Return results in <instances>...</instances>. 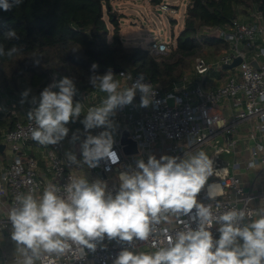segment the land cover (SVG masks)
<instances>
[{"label": "clouds", "instance_id": "clouds-1", "mask_svg": "<svg viewBox=\"0 0 264 264\" xmlns=\"http://www.w3.org/2000/svg\"><path fill=\"white\" fill-rule=\"evenodd\" d=\"M22 3L23 0H0V9L7 12ZM4 36L19 39L14 29ZM21 51L17 45L6 49L0 44V57L12 58ZM98 67L92 64L89 83L106 98L101 105L89 107L81 123L85 132L97 128L104 131L87 135L81 144L82 161L73 153H66L67 160L76 166L87 164L94 168L105 158L116 163L112 134L116 110L131 105L137 91L141 94L140 107L147 108L154 97V89L144 82L143 74L130 87H122L111 69L99 75ZM57 88L59 91H53ZM77 92L74 80L63 77L45 87L39 98L32 96L28 100L30 88L21 93V104L36 105L27 116L35 124L31 138L39 145H56L68 136L66 125L84 111L83 103H74ZM77 139L74 133L72 142ZM214 173L213 159L199 151L188 158L164 155L157 159L149 155L147 162L137 160L135 169L120 173L115 195L107 192V184L99 179L90 183L86 177H73L64 195L49 184L38 198L31 192L17 196V205L8 217L11 238L24 258L22 264H35L42 254H63L70 248L69 242L80 246L81 251L94 252L105 237L129 244L134 239L146 241L170 215H183L190 216L197 227L174 236L165 230V246L154 252L124 249L113 264H264V210L256 211L258 218L251 219L253 213L242 209L216 214L211 203L198 201ZM222 193L220 185L208 184L209 200ZM213 225H219L218 239L210 231Z\"/></svg>", "mask_w": 264, "mask_h": 264}, {"label": "built area", "instance_id": "built-area-1", "mask_svg": "<svg viewBox=\"0 0 264 264\" xmlns=\"http://www.w3.org/2000/svg\"><path fill=\"white\" fill-rule=\"evenodd\" d=\"M158 8L176 13V9L165 2ZM207 31L225 44L220 54L210 58L196 56L191 71L183 73L180 80L169 81L167 86L154 84L145 78L144 82L154 89L152 103L147 108L140 107L141 94L137 91L131 105L117 109L129 137L137 143V153L125 154L119 143V135L113 144V151L118 157L116 163L105 158L94 168H89L87 164L83 166L92 177L107 184V192L115 195L119 191L120 173L135 169L139 159L147 162L149 155L157 159L164 155L188 158L204 151L213 159L215 169L208 184L220 185L223 193L215 200H209L206 184L197 197L198 201L206 205L211 203L216 214L242 209L246 213H253L252 219L256 211L264 210V176L260 178L264 173V14L257 8L249 9L245 18H233L224 26L208 27ZM170 45L153 40L148 49L157 58L166 55ZM236 57L241 59L238 65L224 67ZM221 69L230 73L224 81H220L216 73ZM114 75L121 81L122 87H130L139 76L126 68L117 70ZM54 81H57L55 75L51 84ZM47 86L36 89L35 97L39 98ZM168 98L173 99L171 106L167 104ZM35 106L29 103L27 112ZM27 112L24 117L15 118L12 126L2 134L8 161L6 164L0 163V232L12 228L8 217L17 205V196L31 192L38 198L49 184H54L64 195L66 185L76 177L73 164L60 152L62 141L56 145H40L43 147L40 159L33 155L23 158V149L28 144L37 143L31 138L35 124L28 119ZM101 131L104 129H97L95 135ZM228 153L234 155L231 168L221 158ZM244 154L245 159L239 163L237 160ZM80 158L82 161V150ZM40 160L44 162L43 172L40 171ZM242 163L247 169H253V164L259 166L255 177L249 182L238 174L237 169ZM110 174H116V180L107 178ZM245 185L262 186L252 190ZM196 227L190 216L170 215L167 221L156 226V232L146 241L134 239L129 244L105 237L94 252L88 249L81 251L80 246L69 242L70 248L63 254H42L35 264H111L124 249L156 251L165 246V230L168 235L174 236L176 232ZM218 228L219 225H213L210 229L214 239L219 238ZM23 259L13 257L4 264H22Z\"/></svg>", "mask_w": 264, "mask_h": 264}, {"label": "trees", "instance_id": "trees-1", "mask_svg": "<svg viewBox=\"0 0 264 264\" xmlns=\"http://www.w3.org/2000/svg\"><path fill=\"white\" fill-rule=\"evenodd\" d=\"M149 2L158 7L165 0ZM254 8L264 14V0H189L183 28L169 52L155 58L149 49L123 43L122 15L111 9L109 0H23L10 11L0 9V44L22 49L12 58L0 57V91L12 94L24 78L32 86H46L54 71H72L76 81L90 85L93 63L99 65V75L126 68L158 85L180 80L196 56L210 58L225 47L208 27H222L239 17L238 10L246 15ZM107 22L112 27L110 39ZM9 29L19 39H6Z\"/></svg>", "mask_w": 264, "mask_h": 264}, {"label": "crops", "instance_id": "crops-1", "mask_svg": "<svg viewBox=\"0 0 264 264\" xmlns=\"http://www.w3.org/2000/svg\"><path fill=\"white\" fill-rule=\"evenodd\" d=\"M188 1L185 4V9L188 4ZM55 73V71H54ZM56 73H63L60 71H56ZM26 79V78H25ZM21 80L20 82V89L17 91H13L12 94L9 92H2L0 91V105L3 109L2 112H0V144H3V139H2V134L5 132L6 129L10 128L12 126V123L14 119L16 118H22L24 117V113L27 112L29 108V103H24L21 104V93L25 90L23 89V86L26 84L24 82H27V79ZM51 84V82H50ZM35 89L39 88L34 86ZM91 88H88V90L84 93V91L80 92L78 90L77 95L75 96L76 101H79L84 104V111L82 112L83 114L74 122L70 121L66 127L69 128V133L68 136L62 141V147L60 149L61 154L64 156V158L67 160L66 153H73L78 161H81L80 154H81V144L83 142V138L87 137L88 134L95 135V132L97 129H103V128H97V129H92L89 130V132H85L84 126L81 123V121L84 119V115L87 112V109L89 107H95L101 105L103 99L106 98V94L100 92L98 89H94V87L90 86ZM34 88L31 89V94L28 97V100L30 101L32 96H35V90ZM34 91V92H33ZM53 91H59V89H53ZM92 91V92H90ZM95 94V96L92 95ZM86 110V112H85ZM112 119L115 122V129L113 131V139H116L120 135V130L126 129V124L119 115L118 111L116 110V114ZM80 120V123H79ZM76 134L79 139H77L75 142H72V137L73 134ZM0 163L6 164L8 161V155L6 152L3 150L0 151ZM43 153V147H41L38 143H31L28 144L24 149H23V158L29 155H33L37 158L40 159V156ZM68 161V160H67ZM69 162V161H68ZM40 165V171L43 172L44 170V162L40 160L39 162ZM73 172L76 177H86L88 181L94 182L98 178L94 179V177L91 176V174L88 172V170L83 166H76L73 164ZM248 170L252 169H247L246 172L239 173L240 176L245 180V181H250L253 179L257 173V171L252 173L250 177H248ZM264 176V173L261 174V179ZM113 176H117L114 174ZM260 182L261 180L258 179ZM262 185H245L246 188H250L252 190H258L260 189ZM258 216H254L252 219H257ZM247 222V221H246ZM11 232L12 228H8L4 231L0 232V264H4L9 262L13 257H19L22 258L23 256L17 251V245L16 242L12 240L11 238ZM132 251L134 252H154V251H146L143 249H133ZM87 264H92V263H87ZM113 264V263H111Z\"/></svg>", "mask_w": 264, "mask_h": 264}, {"label": "rangeland", "instance_id": "rangeland-1", "mask_svg": "<svg viewBox=\"0 0 264 264\" xmlns=\"http://www.w3.org/2000/svg\"><path fill=\"white\" fill-rule=\"evenodd\" d=\"M186 2L187 0H165V3L176 9V13H169L166 11L159 12V8L151 5L149 0H109L111 9L122 15V17L120 18V37L123 43L125 45H138L146 49L149 48V45L153 40L163 41L167 43H172L175 41L176 35L183 28ZM237 12H239L240 18H245V15L240 10H238ZM104 19L107 21L105 6ZM171 19H174L176 21L174 25H172ZM107 25L110 31L108 38L110 39L112 27L108 22ZM222 51L223 49L220 51V53ZM191 64L190 67L184 71L185 74L191 71ZM225 70L226 69H221L220 71L216 72L219 76L220 81L226 80L230 75V73L226 72ZM54 75L56 76L57 81H59L63 77L72 78L76 84L77 89L80 90V92L84 91L85 93L88 88H91L90 86H92L91 84L86 85L84 83L76 81L72 71L65 73L63 72L61 74L56 72L52 73V76ZM50 82H52V80ZM24 83L26 84L23 86V89H35L34 86L28 84L27 82ZM168 84L169 81H166L163 86H167ZM48 85H50V83ZM75 102L76 98L74 97V103ZM245 157L246 154L240 156L237 161L240 163V160L245 159ZM221 158L227 163L228 167H232V163L234 160L233 153L223 154ZM258 169L259 166H255L252 170H248V177H250L252 173H255ZM237 170L238 174L246 172L244 163H242V165H240ZM109 177L116 180V176H112V174L107 175V178Z\"/></svg>", "mask_w": 264, "mask_h": 264}, {"label": "water", "instance_id": "water-1", "mask_svg": "<svg viewBox=\"0 0 264 264\" xmlns=\"http://www.w3.org/2000/svg\"><path fill=\"white\" fill-rule=\"evenodd\" d=\"M159 12H161V11L159 10ZM240 61H241V59L239 57H236L231 64L226 65L224 67L225 68H232V67L238 65ZM252 63L256 66L255 61H253ZM167 104L171 106L173 104V99L168 98ZM119 143L122 146V150L125 154L130 155V154H136L137 153V143L135 140H133L129 137V132L127 129L122 130L120 137H119ZM3 148H4V145L0 144V151L3 150Z\"/></svg>", "mask_w": 264, "mask_h": 264}]
</instances>
